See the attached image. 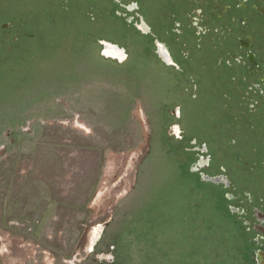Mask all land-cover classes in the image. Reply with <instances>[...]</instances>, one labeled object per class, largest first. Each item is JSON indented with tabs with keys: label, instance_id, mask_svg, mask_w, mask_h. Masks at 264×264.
I'll use <instances>...</instances> for the list:
<instances>
[{
	"label": "rangeland",
	"instance_id": "rangeland-1",
	"mask_svg": "<svg viewBox=\"0 0 264 264\" xmlns=\"http://www.w3.org/2000/svg\"><path fill=\"white\" fill-rule=\"evenodd\" d=\"M14 2L0 24L27 37L0 45V264H244L175 151L190 120L169 70L133 30L53 25L36 0ZM101 38L127 60L105 58Z\"/></svg>",
	"mask_w": 264,
	"mask_h": 264
},
{
	"label": "flooded vegetation",
	"instance_id": "flooded-vegetation-1",
	"mask_svg": "<svg viewBox=\"0 0 264 264\" xmlns=\"http://www.w3.org/2000/svg\"><path fill=\"white\" fill-rule=\"evenodd\" d=\"M36 3L53 25L133 30L141 55L169 70L177 115L184 109L190 120L188 135L175 138L185 144H175V151L185 152V167L210 188L216 211L231 222L244 264H264V0ZM0 30H8L0 45L27 37L17 19ZM97 43L105 58L127 60L123 46L109 38ZM195 112L202 124H193Z\"/></svg>",
	"mask_w": 264,
	"mask_h": 264
},
{
	"label": "bare ground",
	"instance_id": "bare-ground-1",
	"mask_svg": "<svg viewBox=\"0 0 264 264\" xmlns=\"http://www.w3.org/2000/svg\"><path fill=\"white\" fill-rule=\"evenodd\" d=\"M92 249V248H91Z\"/></svg>",
	"mask_w": 264,
	"mask_h": 264
}]
</instances>
